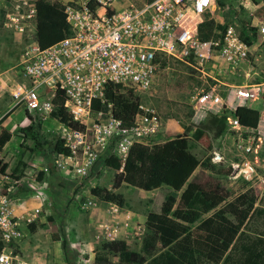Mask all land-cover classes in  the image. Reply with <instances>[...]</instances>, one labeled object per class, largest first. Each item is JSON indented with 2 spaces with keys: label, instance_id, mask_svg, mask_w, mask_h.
Wrapping results in <instances>:
<instances>
[{
  "label": "rangeland",
  "instance_id": "obj_1",
  "mask_svg": "<svg viewBox=\"0 0 264 264\" xmlns=\"http://www.w3.org/2000/svg\"><path fill=\"white\" fill-rule=\"evenodd\" d=\"M22 1L0 0V42L16 41L18 46L17 59L10 68L4 70L0 62V115L9 111L12 103L14 108L2 122L11 129L12 136L0 152V164L8 163L5 174H0V187L17 215L14 220L18 222L20 235L11 247L13 253L19 255V261L26 264H68L60 241L55 240L50 229L49 217L56 225L58 237L67 240L70 264H96L99 256L111 263L131 261L146 264L148 257L141 249L146 233L155 235L157 249H169L185 261L221 264L245 224L251 233L254 229L264 228V218L255 214L264 209V188L233 179L227 167L228 161L214 166L206 160L214 148L220 151L231 142L224 138L218 141L224 130L216 134V123L209 115L196 121L192 119L190 99L199 82L196 72L184 62L165 61L150 89L131 90L141 104L156 109L161 118L159 130L142 141L158 143L176 136L184 137L189 151L203 161L201 181L218 182L224 191L231 194L193 223L177 219L171 212H163L164 203L173 201L176 204L180 193L169 186L145 191L122 183L118 188H112L116 172L104 164V159L111 154L122 160L126 157L120 145L123 136L115 130L102 134L104 138L97 140L88 134L86 143L90 149L86 151L84 144L76 147L66 145L60 122L54 117L31 119L22 105L15 106L12 89L23 80L19 61L28 37L14 30L7 12L14 10ZM132 1L139 4L142 0ZM212 19L215 25L222 26L220 32L232 27L240 34L241 29H247L252 44L248 59L250 74L246 81H264V34L252 32V27L256 29L264 25V0H220ZM1 55L0 51V58ZM108 115V107H105L101 119L108 121ZM166 122L173 126L166 125L165 131ZM243 124L244 127L256 125L246 120ZM29 125L33 129H26ZM196 128L203 130L199 139L192 135ZM15 175H20V178L14 179ZM95 186L121 193L125 204L120 207L103 201L91 193ZM32 221L38 223L34 231L28 228ZM112 240L125 241V250L107 249L104 244Z\"/></svg>",
  "mask_w": 264,
  "mask_h": 264
},
{
  "label": "built area",
  "instance_id": "obj_2",
  "mask_svg": "<svg viewBox=\"0 0 264 264\" xmlns=\"http://www.w3.org/2000/svg\"><path fill=\"white\" fill-rule=\"evenodd\" d=\"M50 2L62 6L68 32L46 47H41L35 36V0H23L7 12L14 30L28 37L19 61L23 80L12 89L15 106L22 105L31 119H47L58 107L55 99L60 97L61 106L78 124L74 127L60 122L67 146L84 144L88 151V134L97 140L115 130L123 136L120 145L126 155L133 142H143L159 130L161 118L156 109L140 103L134 125L121 128L112 115L108 86L120 85V91H146L165 61H181L196 72L199 82L190 99L192 119L224 116V135L218 141L224 138L231 143L220 151L214 148L211 162L220 166L228 161L233 179L264 188V81H246L251 45L232 27L223 32L215 30L219 35L207 41L198 36L200 24L214 17L220 0ZM253 31L264 34V25ZM95 101L100 105L97 110L93 109ZM105 107L108 121L101 119ZM243 109L257 113L255 126L244 127L240 119ZM1 192L2 187L0 264H26L13 253L11 244L20 235L14 220L17 215Z\"/></svg>",
  "mask_w": 264,
  "mask_h": 264
},
{
  "label": "trees",
  "instance_id": "obj_3",
  "mask_svg": "<svg viewBox=\"0 0 264 264\" xmlns=\"http://www.w3.org/2000/svg\"><path fill=\"white\" fill-rule=\"evenodd\" d=\"M36 4V39L41 47H46L63 37L68 32V24L65 19L62 6L57 2L46 0H35ZM221 25H215L214 20L208 19L199 26V39L207 41L217 37L214 30H220ZM252 29H255L252 27ZM240 37L252 44V39L244 27L240 30ZM108 100L112 103V115L120 122L121 128H130L134 125V116L139 109V98L132 93L120 91V85L108 86L106 90ZM63 99L56 98L55 103H59L51 113V116L61 123H67L78 127L77 123L71 121L70 115L61 106ZM100 105L93 102V109L97 110ZM14 109V108H13ZM11 109L0 118V123L12 112ZM251 109H243L240 112L241 122L244 120L250 123H257V113ZM212 122L216 123V134H221L224 130V116L209 115ZM254 124V125H255ZM26 129H33L28 126ZM203 134L201 128H196L193 138L199 139ZM11 131L1 125L0 127V152L11 138ZM66 152V151H64ZM207 161H211L206 157ZM104 164L115 170V178L112 188H118L122 183L150 191L163 185L169 186L175 191H180L176 204L173 201H166L163 205V212L169 213L182 221L193 223L202 214L219 206L224 200L231 196L230 192L224 191L218 182L201 181V173L198 172L191 177L197 167L203 166V161H199L194 154L189 151V144L184 137L176 136L158 143L133 142L127 151L126 157L122 160L117 155L111 154L104 159ZM205 164V163H204ZM215 166V164H213ZM212 167V165H210ZM8 167L7 162L0 164V174H5ZM219 170V169H217ZM19 179L20 175L13 176ZM91 193L106 202H112L118 206L125 204L121 193L111 190H102L100 187L91 188ZM257 217L264 218V209H259ZM253 216L250 215V218ZM48 223L55 240L60 241V247L64 253L65 261L70 264L69 246L66 239L57 235V228L53 220L49 217ZM264 226V221H263ZM37 222L28 223V228L34 231ZM253 232L247 230V224L240 230L230 249L225 253L221 264H264V228L254 229ZM155 235L144 234L141 249L148 257L146 264H193L192 261H185L180 256L169 249L159 250L155 247ZM112 251H124L126 243L123 240H112L104 244ZM96 264H118L111 263L105 257H97ZM125 264H134L131 261Z\"/></svg>",
  "mask_w": 264,
  "mask_h": 264
},
{
  "label": "crops",
  "instance_id": "obj_4",
  "mask_svg": "<svg viewBox=\"0 0 264 264\" xmlns=\"http://www.w3.org/2000/svg\"><path fill=\"white\" fill-rule=\"evenodd\" d=\"M1 44H0V51H1V53H2V55H1V58H0V62H1V66H2V68H5L4 70H6V69H8V67L10 68L11 67V65H12V63H15V61H16V59H17V54H18V51H17V49H18V46H17V43H16V41H8V42H0ZM11 44H13V48H11ZM10 108L11 109H13V103H12V105H10ZM10 109V110H11ZM9 110V111H10ZM13 111V110H12ZM8 111H6V112H4V113H2V115H0V117H2L5 113H7ZM12 113V112H11ZM11 115V114H10ZM9 115V116H10ZM1 125H3L4 127H6L3 123H1ZM166 125L168 126V127H172L173 125H172V123H170V122H166L165 123V131L167 130V127H166ZM7 128V127H6ZM7 129H9V127L7 128ZM10 131H11V129H9ZM12 136V135H11ZM11 139V138H10ZM6 145V144H5ZM200 168L201 167H197L195 170H194V172H193V174L191 175V177L192 176H194L197 172L198 173H200ZM204 171H208L207 169H205ZM180 194V193H179Z\"/></svg>",
  "mask_w": 264,
  "mask_h": 264
}]
</instances>
